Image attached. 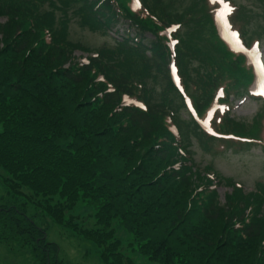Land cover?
I'll list each match as a JSON object with an SVG mask.
<instances>
[{"label":"trees","instance_id":"trees-1","mask_svg":"<svg viewBox=\"0 0 264 264\" xmlns=\"http://www.w3.org/2000/svg\"><path fill=\"white\" fill-rule=\"evenodd\" d=\"M218 6L191 0L177 14L158 0H0V187L21 200L0 203L1 234L30 243L40 264H68L31 203L94 243L103 264H136L128 245L157 264H264V179L246 191L191 155L194 141L208 152L264 149V108L252 125L226 109L254 72L220 37ZM244 9L234 2L230 19ZM72 16L106 36L125 29L83 58L67 36ZM222 180L232 185L224 201ZM79 200L95 207L91 227L65 216Z\"/></svg>","mask_w":264,"mask_h":264},{"label":"rangeland","instance_id":"rangeland-1","mask_svg":"<svg viewBox=\"0 0 264 264\" xmlns=\"http://www.w3.org/2000/svg\"><path fill=\"white\" fill-rule=\"evenodd\" d=\"M232 1L245 5L242 17L232 20L234 23L233 29H237L236 26H241L244 20L246 21L244 29L246 33L251 36L244 35V37L246 36L249 43L255 38L259 39L252 44L257 43V46L253 45V48L258 47L261 58L264 61V7L253 4V0ZM190 3L191 0H158L159 6L162 4L167 11L170 13L176 12L177 14H180ZM221 3L228 4L225 1H221ZM73 8L74 6L67 11L71 12ZM59 17L60 16L57 15L56 19ZM2 21H4V18L0 17V22ZM57 25L56 21V26ZM196 29V34L200 36L205 26L197 25ZM119 30L117 34L121 35V27ZM114 31L115 30H112L107 36L103 35L101 32L92 30L88 26L82 24L81 21L78 22L76 16L71 17V21L68 22L66 28L68 38L81 46L80 49L75 50L74 54L76 56H85L88 52L111 47L113 45L112 37L116 35ZM257 33L260 34V37L255 35ZM198 41L200 45H208L204 38ZM251 45H249V47ZM252 81L253 79L251 83H249V86L252 84ZM253 84L251 85V89ZM242 92H244V90H242ZM227 101L231 107V112H229V114L234 116L237 121H244L251 125L256 116L260 113L262 107L264 108V99L249 95L248 92H244L239 96L231 95ZM260 146L261 145L258 143H251V145L248 146L235 143L233 147L226 146V149L222 151L218 148L215 151L211 150V152H208L204 147L194 141L190 148L192 151V158L198 167L204 168L207 165H211L212 169L216 171L220 177H231L233 181L239 182L246 191H249L255 186L258 180L264 179V149ZM231 190L232 185L227 181L222 180L217 183V192L221 201H224V195ZM9 201L20 202L21 200H14L12 196H9L5 190L0 187V203H9ZM26 210L28 215H31L38 225L46 228L47 241L55 242L59 245L58 258L64 263L103 264L98 256V248L94 243L76 234L67 226L53 222L42 209L34 204H28ZM94 212L95 207L92 204L79 200L72 210L66 212L65 216L66 218L70 215L76 216L78 222L91 227L94 225ZM115 229L117 236L122 239L123 243L127 244L132 242L131 233H128L118 225H115ZM10 237L11 235L7 233H0V264H40V260L36 259L35 250L30 243H23L21 242L23 240L20 238ZM130 248L131 246L128 245L126 249L136 264H157L137 251L130 250Z\"/></svg>","mask_w":264,"mask_h":264}]
</instances>
